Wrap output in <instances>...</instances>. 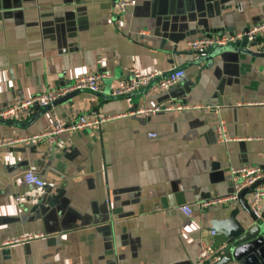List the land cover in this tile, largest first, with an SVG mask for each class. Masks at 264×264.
Wrapping results in <instances>:
<instances>
[{
    "label": "crops",
    "instance_id": "1",
    "mask_svg": "<svg viewBox=\"0 0 264 264\" xmlns=\"http://www.w3.org/2000/svg\"><path fill=\"white\" fill-rule=\"evenodd\" d=\"M113 3L0 0V109L91 73L108 76L98 94L64 95L48 112L33 106L0 121V141L39 134L53 117L109 118L100 130L59 135L51 149L45 140L0 148V264H195L203 243L225 245L210 235L214 222L245 216L230 199L229 170L264 168V35L198 61L186 42L245 31L264 16V0H138L123 15ZM175 68L185 75L167 91L110 96L130 69ZM171 102L189 108L133 114ZM205 105L219 109L232 141L217 142ZM27 170L42 190L22 182ZM36 194V203L14 201Z\"/></svg>",
    "mask_w": 264,
    "mask_h": 264
},
{
    "label": "built area",
    "instance_id": "2",
    "mask_svg": "<svg viewBox=\"0 0 264 264\" xmlns=\"http://www.w3.org/2000/svg\"><path fill=\"white\" fill-rule=\"evenodd\" d=\"M138 0H114L113 9L120 15L127 12L128 9L136 6ZM264 35V16L262 19L246 29L236 33H222L218 35H207L197 39L187 41L186 46L192 53L195 60H198L201 54L209 48H226L234 46L239 42L248 44L256 42L257 38ZM130 77L124 80L114 82L110 96L113 98H122L131 95L140 90H149L152 92H164L172 86L176 85L185 75L183 69L175 68L163 74L162 72L152 70L147 74H142L137 69H130ZM108 76L103 73H91L86 76L79 77L70 85L60 91L48 92L45 94L33 95L29 98L16 100L9 104L6 108L0 109V121H11L30 114L34 105L45 108L51 107L52 104L62 96L75 91H88L98 94L101 92L100 84L104 78ZM188 104L171 102L163 106L140 107L133 114L147 116L159 112H171L188 109ZM208 111L214 122V133L219 143H228L233 139L227 133V127L224 120L221 119L219 109L210 105L203 106ZM109 118L98 113H90L79 116L75 121L67 122L59 118L53 117L51 125L44 131L30 137L19 138L10 141H0V148L15 143L35 144L39 140H45L51 149L57 137L65 132H76L79 130H100L103 124ZM154 137V134H149ZM229 176L233 186V194L230 196L235 201L237 195L245 188L250 187L255 182L264 179V168L260 166H240L233 167L229 170ZM22 182L27 186H33L38 190H42L44 183L37 174L31 170L24 171L21 176ZM264 200V183L256 186L246 195L247 205L250 211L258 216L261 213V203ZM14 201L17 204L36 203L38 195L34 196H15ZM207 205V204H206ZM180 211L189 216L191 209L189 206H182ZM217 234L214 230L210 231L211 236ZM43 235L25 236L10 240L8 243H18L31 240L33 238H41ZM225 245H213L211 242L203 243L196 256L195 264H213L215 260L223 254ZM144 264H160V263H144Z\"/></svg>",
    "mask_w": 264,
    "mask_h": 264
},
{
    "label": "water",
    "instance_id": "3",
    "mask_svg": "<svg viewBox=\"0 0 264 264\" xmlns=\"http://www.w3.org/2000/svg\"><path fill=\"white\" fill-rule=\"evenodd\" d=\"M209 51H212V49L209 48L207 52ZM79 92L66 94L61 99L71 98ZM49 109L50 107H45L42 110L48 112ZM261 183H264V179L243 189L237 195V200L241 203V208L245 214L241 222L235 220L236 213L233 212L227 220L213 223L212 229L221 234L225 240L224 252L221 258L213 264H228L232 261L240 264H264V216L262 213L258 216L254 215L246 201V195Z\"/></svg>",
    "mask_w": 264,
    "mask_h": 264
}]
</instances>
